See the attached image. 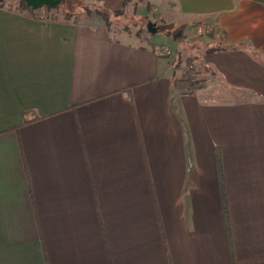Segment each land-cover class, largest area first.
<instances>
[{"label":"crops","instance_id":"obj_1","mask_svg":"<svg viewBox=\"0 0 264 264\" xmlns=\"http://www.w3.org/2000/svg\"><path fill=\"white\" fill-rule=\"evenodd\" d=\"M101 3L189 47L0 6V264H264V0Z\"/></svg>","mask_w":264,"mask_h":264},{"label":"rangeland","instance_id":"obj_2","mask_svg":"<svg viewBox=\"0 0 264 264\" xmlns=\"http://www.w3.org/2000/svg\"><path fill=\"white\" fill-rule=\"evenodd\" d=\"M21 0H4V5L9 8H19L20 7ZM61 5L58 6V8H52L49 11L45 10L44 7L38 8L36 10V14L38 16L48 19H56V20H63L65 16L66 11H73V15L68 18L70 22H78V23H89L94 22L95 20L101 19L97 13L95 12L96 2L97 0H61ZM100 2V1H99ZM102 2V1H101ZM83 6H90L92 11L86 12L87 10L83 8ZM20 9V8H19ZM122 13L121 15L111 18L109 22H106V20H103L105 24L111 29V31L114 30H126L131 32H138V36H141L142 38H146L147 36H153L157 34H165L167 33L168 38H164L165 41L159 42V45H169V41L171 42H177L180 44V48L188 46V41L186 40L185 34L188 29L183 26H175L170 30L171 27H169L165 22H163L159 17L161 16V13L158 10H154L153 14L150 15V17L146 18L139 14V8L136 6L130 5L129 3L121 9ZM48 12V13H46ZM48 14V16H47ZM163 18L170 19L171 15L165 17L163 15ZM152 22L155 26V33H151L147 28V23ZM204 22V21H203ZM202 23V22H200ZM167 29H169L167 31ZM181 32V35L178 37H175V35ZM187 38L188 34H186ZM200 36V35H197ZM216 39V38H215ZM189 40V39H188ZM192 42V41H189ZM189 47V46H188ZM187 58L182 56L174 57L175 67L179 68L180 66H183V69L185 70V60ZM184 60V61H183ZM183 61V65H180ZM184 70L182 71V74L184 73Z\"/></svg>","mask_w":264,"mask_h":264},{"label":"trees","instance_id":"obj_3","mask_svg":"<svg viewBox=\"0 0 264 264\" xmlns=\"http://www.w3.org/2000/svg\"><path fill=\"white\" fill-rule=\"evenodd\" d=\"M101 1L102 0H97V2L95 3L96 4L95 12L97 13V15L102 20H106V22H109L111 18H114V17L121 15V13H122L121 9H119V10L118 9L117 10L107 9L102 5ZM61 3L62 2H60V4L58 6H60ZM19 5H20L19 8L21 10H26L30 15L35 16V17H39L38 14H36V10H38V9H34V8L28 6L24 0H21ZM0 6H5L4 0H0ZM58 6H55V7L43 6V7L45 8V10L49 11L52 8H58ZM83 8L87 10L86 12L92 11L90 6H83ZM46 13H48V12H46ZM72 15H73V11H66L63 21L69 22L70 20L68 18H70ZM47 16H48V14H47ZM74 23H78V22H74ZM136 34L139 35L138 32H136ZM185 62H186V64H185L184 76L187 80H190L193 84H196L197 81H196V79H194V75L203 71V68L202 69L194 68L192 62L189 61V59H186ZM222 196L224 199V196H225L224 191L222 192Z\"/></svg>","mask_w":264,"mask_h":264},{"label":"built area","instance_id":"obj_4","mask_svg":"<svg viewBox=\"0 0 264 264\" xmlns=\"http://www.w3.org/2000/svg\"><path fill=\"white\" fill-rule=\"evenodd\" d=\"M213 32L216 39H220L221 32L218 28L214 27L211 23L202 22L195 26L194 33L195 35H204ZM161 49L163 50L164 54L170 56L174 54V50L169 45H160Z\"/></svg>","mask_w":264,"mask_h":264},{"label":"water","instance_id":"obj_5","mask_svg":"<svg viewBox=\"0 0 264 264\" xmlns=\"http://www.w3.org/2000/svg\"><path fill=\"white\" fill-rule=\"evenodd\" d=\"M25 3L34 8V9H38L41 8L43 6H51V7H55L58 6L61 2V0H24ZM147 28L151 33H155V26L152 22H148L147 23ZM181 35V32H178L175 37H178Z\"/></svg>","mask_w":264,"mask_h":264}]
</instances>
